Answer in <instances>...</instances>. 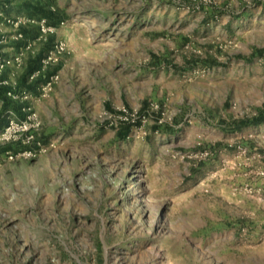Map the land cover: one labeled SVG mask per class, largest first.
<instances>
[{
    "label": "rangeland",
    "instance_id": "obj_1",
    "mask_svg": "<svg viewBox=\"0 0 264 264\" xmlns=\"http://www.w3.org/2000/svg\"><path fill=\"white\" fill-rule=\"evenodd\" d=\"M0 11V264H264V0Z\"/></svg>",
    "mask_w": 264,
    "mask_h": 264
},
{
    "label": "crops",
    "instance_id": "obj_2",
    "mask_svg": "<svg viewBox=\"0 0 264 264\" xmlns=\"http://www.w3.org/2000/svg\"><path fill=\"white\" fill-rule=\"evenodd\" d=\"M1 28H3V30H8L9 32V25H6L3 21H0V30ZM11 48L12 47H9V42L5 45L0 46V56H3L8 60V64L6 65L3 72L0 74V112L9 109V106L5 104L2 97L5 96L7 99H9V92H11L12 90L17 91L18 88L20 90L22 86L27 84V79L25 80V82H23V77L26 76V71L25 73L20 75L19 78H17L15 75H12V73L11 75L9 73V57L15 55L13 51H10ZM9 88L12 90L9 91ZM16 103H19L21 105V109L25 105L24 101H17Z\"/></svg>",
    "mask_w": 264,
    "mask_h": 264
},
{
    "label": "trees",
    "instance_id": "obj_3",
    "mask_svg": "<svg viewBox=\"0 0 264 264\" xmlns=\"http://www.w3.org/2000/svg\"><path fill=\"white\" fill-rule=\"evenodd\" d=\"M44 14L46 15V16H48V15H50L49 13H47V12H44ZM52 23V22H51ZM24 31V30H23ZM40 55L37 57V58H35L34 60H39L40 59ZM36 60V61H37ZM33 62L30 66H29V68L27 69V71H26V76L28 75V74H30L32 71H34V70H36V69H39V62ZM51 72V71H50ZM49 72V73H50ZM49 73H48V75H49ZM26 76H24L23 77V82H25V80H26ZM45 75H44V73L42 74V75H40L39 76V78H38V80H39V82H42L44 79H42V77H44ZM26 87L29 89V90H32L33 88H34V86H32V85H26ZM5 90V89H4ZM9 91H11V89L9 88ZM3 98V100H4V102H5V104L7 105V106H9V107H11L13 110H15L21 117H24V113H22L21 112V105L19 104V103H16L15 101H12V99L9 97V99H7L5 96L4 97H2ZM261 119V117H256L253 121H255L256 123H258L259 122V120ZM7 122V121H6ZM6 122H2V123H0V128L4 125V124H6ZM131 127H132V125H131V123H128V122H124V123H121V127H120V130L118 131V135H119V137H121V138H125L128 134H129V132L131 131Z\"/></svg>",
    "mask_w": 264,
    "mask_h": 264
},
{
    "label": "built area",
    "instance_id": "obj_4",
    "mask_svg": "<svg viewBox=\"0 0 264 264\" xmlns=\"http://www.w3.org/2000/svg\"><path fill=\"white\" fill-rule=\"evenodd\" d=\"M0 15H2V12L1 11H0ZM5 19L9 22V18H6L5 17ZM41 26H42V30L43 31H46L44 25L41 24ZM61 49H63L62 44L56 45V50L57 51H60ZM7 64H8V60L5 57L0 56V74L3 72V70L5 69V67H6ZM57 78H58V75L57 74L52 75L50 77V81L47 83V85H50L51 82L54 81V80H56ZM8 94L9 95L10 94L12 95L11 92H9ZM32 118H34L32 115H29L28 116V119H32ZM12 126H13V121L12 120L10 122L8 121V123L6 124V126L0 132V136H2L3 138L8 139L9 138V133H10V131L12 129ZM33 138H34L33 135H29V136H27V141L33 140ZM7 154H9V157L12 158V155H11V153H9V151H7ZM22 154L25 155V156H31V155H33V153H32L31 150H29V151H23Z\"/></svg>",
    "mask_w": 264,
    "mask_h": 264
}]
</instances>
